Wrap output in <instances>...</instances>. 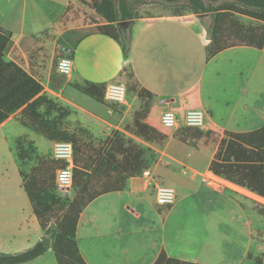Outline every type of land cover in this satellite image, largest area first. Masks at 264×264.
<instances>
[{
  "label": "crops",
  "instance_id": "crops-1",
  "mask_svg": "<svg viewBox=\"0 0 264 264\" xmlns=\"http://www.w3.org/2000/svg\"><path fill=\"white\" fill-rule=\"evenodd\" d=\"M75 2L69 0L56 3V7L49 5L50 11L46 17L45 13H40L36 3H27L18 10L7 3H0V25L12 34L5 59L21 65L42 83L43 92L49 98L69 110L66 120L72 131L78 127L90 137L101 142L103 140L105 143L101 147L104 149L112 139L121 135L143 149L146 162L144 169H152L177 193H180L181 183H202L216 195L236 204L238 226L236 236L231 240L235 245H242L238 253L236 250L229 251L224 242L230 238L214 235L218 242L205 245L208 248L205 254L199 251L185 253L170 245L173 240L166 236L168 230L165 224L162 227L135 225L133 217L141 216L138 209L142 201L149 202L152 195L156 202L154 188L145 187L142 181L133 180L140 172L128 178L123 190L104 193L83 210L75 239L86 262L153 264L165 250L170 257L202 264H257L258 259L264 257V215L259 210L264 207V197L223 176L228 183L227 187L217 191L206 185L205 173L211 171V162L225 131L249 133L264 127V50L234 46L208 58L206 48L189 28L174 22L157 24L138 38L129 67L139 88L153 93V98H143L142 110L136 109L131 101L115 104L113 108L89 97L71 84H83L86 81L107 84L118 82L123 76L125 60L122 43L103 33L86 36L74 50L69 45L58 44V39L68 30L104 23L94 11L96 19L100 21H93V18L79 25L71 20L65 23L70 5L81 4ZM157 17L171 16L163 14ZM43 47L49 49L51 55L55 54L57 48L65 49L74 62L72 75L64 81L60 78L53 80L51 62L41 61ZM196 84L200 88L202 109L209 113L216 127L211 129L209 125L205 129L207 134L212 135V144L207 145L203 140L205 133L200 132L198 136L192 134L193 131H202L193 127H185L183 131L180 128L174 129L178 134L162 142L146 141L134 131L137 112L143 111L150 104H153L152 107L168 104L175 106L178 95ZM134 93L133 100L139 97L137 92ZM26 130L24 133L29 134L33 141L37 142L38 137L44 138ZM199 154L206 158L204 169L198 168L196 164ZM17 176L20 184L17 195L25 201L21 193L24 189L21 170ZM229 189L233 191L224 192ZM24 205L27 207V203ZM28 206L33 214L30 201ZM174 209L175 205L169 210L170 213ZM225 209L228 213V208ZM33 216L41 228L35 213ZM172 236H176L174 232ZM37 241L34 239L31 246Z\"/></svg>",
  "mask_w": 264,
  "mask_h": 264
},
{
  "label": "trees",
  "instance_id": "trees-1",
  "mask_svg": "<svg viewBox=\"0 0 264 264\" xmlns=\"http://www.w3.org/2000/svg\"><path fill=\"white\" fill-rule=\"evenodd\" d=\"M104 20L101 25L84 29H71L64 33L74 50L88 35L107 34L123 45L125 60L123 72L132 64L133 52L138 38L149 28L167 22L181 24L193 31L206 48L207 57L234 46H249L264 50V0H189L186 5L191 10L187 15L171 17H140L129 27V42L121 39L123 22L136 16L137 7L129 0H77ZM179 2L180 0H169ZM148 4V3H144ZM71 7V5H70ZM212 14L211 36L205 26L202 14ZM239 16L256 22L246 25ZM12 42V34L0 25V124L14 113L19 112L17 121L26 129L50 141H71L75 148L73 199L68 205L57 189L56 173L64 163L53 157H39L32 141L17 139L18 157L22 163L36 160L37 164L29 175L21 171L23 187L41 229L52 237V249L57 264H88L82 256L76 241L78 224L83 210L96 197L111 191L123 190L131 175L140 173L146 167L144 151L131 140L118 135L105 149L102 143H95L93 137L79 140L66 118L69 110L59 105L43 92L42 83L14 61H7L5 53ZM131 91L139 97L153 98V93L139 88L134 74H127ZM53 80H56L52 76ZM64 81L65 78H60ZM89 97L115 107L105 98L107 83L86 81L71 83ZM166 106H148L137 112L134 131L150 142H162L178 134L177 130L161 125V115ZM182 120L187 111L202 109L200 88L196 84L177 97L171 108ZM211 129H216L208 119ZM210 170L230 181L246 187L264 197V127L249 133L225 131ZM264 215V207L259 208ZM49 248L40 240L22 251L11 253L0 251V264H24L33 262L44 255ZM153 264H202L168 256L163 250Z\"/></svg>",
  "mask_w": 264,
  "mask_h": 264
},
{
  "label": "rangeland",
  "instance_id": "rangeland-1",
  "mask_svg": "<svg viewBox=\"0 0 264 264\" xmlns=\"http://www.w3.org/2000/svg\"><path fill=\"white\" fill-rule=\"evenodd\" d=\"M66 1L69 2V0H0V3H7V5L17 10L22 9L27 3H36V5L40 7V13H45L44 17H46V14L50 11L48 9L49 5L56 7V3H66ZM188 2L189 0H180L179 2H172L169 0H129V3L137 7L136 17L119 25V27L123 29L121 39L126 43L129 42V27L136 18L157 17L163 14L170 16L190 14L191 10L186 6ZM75 3L80 2L77 1ZM28 10H30V7ZM202 17L209 31V36H211L213 24L212 14H202ZM93 18V21H100L96 19V14H94L90 8L83 4H78V6L72 5L70 7L64 22L66 23L68 20H71L79 25L83 22H90ZM239 20L246 25L256 24L254 20L244 16H239ZM77 29L87 30L88 28ZM58 44L70 46L69 38L62 36L58 39ZM42 50L41 61L44 63L51 62L53 68L52 76L56 78V80L59 78H68L57 72V62L65 55L72 56L67 53L65 49L57 48L53 55H51L50 50L45 47H43ZM129 71V68L124 71L121 80L118 82L127 85L129 91L128 101L133 102L136 109L142 110L144 108V104H142L144 99L142 97H137L133 100L135 93L130 89V82L133 80L127 75ZM168 105L164 106L168 108L174 107L171 104ZM149 106L152 107L153 104ZM18 117L19 113H14L5 124L0 126V251L11 253L19 252L30 247L33 240H39V237L42 235L51 236L37 226V222L33 216L34 213L32 214V212H30L28 206L29 200L25 190L22 189L21 192L25 201L17 195L18 186L20 187L19 177L17 176L18 171L21 170L26 175H29L37 161L32 160L22 163L18 157L16 147L17 139L22 138L25 139L26 142L32 141L34 143L37 147V154L39 157H52L53 144L41 137H38L37 142L33 141L29 134L24 133L27 132V130L20 126L17 121ZM205 131L206 130L193 131L192 134L198 136L200 132L205 133L206 135L203 136V140L207 145H210L212 144V135L207 134ZM75 132L79 140L87 141L90 139V136L83 130H79L78 127ZM94 140L96 144L105 143L103 140L102 142L101 140ZM107 147H109V145H107ZM40 154L42 156H40ZM196 164L198 168L204 169L206 158L203 154H199L196 158ZM208 174L209 172L206 171L205 182L207 186H209L207 183ZM230 191L233 190H224V192ZM75 192L76 190L73 188L70 194L64 195L60 193L63 196V203L68 205L73 199ZM150 199L153 205L151 200H149V202L148 200L142 201V206L138 209L141 211V216L133 217L135 225L162 227V225L165 224L168 230L166 236H168V239L173 240V242H170V245L185 253L199 251L205 254L208 250L205 245L216 243V241L218 242L217 238L213 237L214 235L230 238V240H225L224 242L227 249L229 251L236 250L237 253L240 252L242 245H235V242L231 240L232 237L236 236L237 232L238 221L235 217L237 205L220 195H216L213 191L206 188L204 184L181 183L180 193H177L176 202L173 204L175 205V209L171 213L169 210L173 205L159 206L156 204L152 195ZM25 203H27V207L24 205ZM226 207L229 210L228 213L225 209ZM173 232L176 235L174 238L172 236ZM24 264H57V261L53 249L50 248L47 253L38 260ZM257 264H264V257L258 259Z\"/></svg>",
  "mask_w": 264,
  "mask_h": 264
},
{
  "label": "built area",
  "instance_id": "built-area-1",
  "mask_svg": "<svg viewBox=\"0 0 264 264\" xmlns=\"http://www.w3.org/2000/svg\"><path fill=\"white\" fill-rule=\"evenodd\" d=\"M74 69L72 57L65 55L57 62V72L62 76H71ZM105 98L108 102L114 104H126L128 101V88L125 83L110 82L106 85ZM208 119L210 115L204 109H192L187 111L183 123L186 127L205 130L209 127ZM161 125L165 128L178 129L182 126V120L179 115L167 108L161 115ZM52 157L62 161L64 165L57 170L56 185L61 194H70L74 188V169H75V148L71 141H57L53 144ZM133 180L142 181L145 187H152L155 190L156 202L159 205H173L177 199V191L174 187L164 183L150 168H146L141 174L135 176ZM134 181V183H136ZM138 183V182H137ZM208 185L221 191L227 187L225 178L209 171L207 176Z\"/></svg>",
  "mask_w": 264,
  "mask_h": 264
},
{
  "label": "water",
  "instance_id": "water-1",
  "mask_svg": "<svg viewBox=\"0 0 264 264\" xmlns=\"http://www.w3.org/2000/svg\"><path fill=\"white\" fill-rule=\"evenodd\" d=\"M41 242H43L49 249L52 248V237L48 235H42L39 239Z\"/></svg>",
  "mask_w": 264,
  "mask_h": 264
}]
</instances>
